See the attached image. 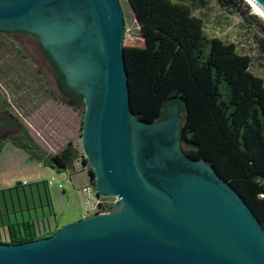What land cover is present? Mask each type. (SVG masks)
<instances>
[{
  "label": "water",
  "instance_id": "95a60500",
  "mask_svg": "<svg viewBox=\"0 0 264 264\" xmlns=\"http://www.w3.org/2000/svg\"><path fill=\"white\" fill-rule=\"evenodd\" d=\"M250 1L264 13V0ZM0 32L37 37L68 90L80 89L92 186L119 200L52 237L0 243V264H264V226L254 211L184 152L180 104L153 124L134 114L119 0H0ZM9 132L19 134L12 127L1 140Z\"/></svg>",
  "mask_w": 264,
  "mask_h": 264
},
{
  "label": "trees",
  "instance_id": "16d2710c",
  "mask_svg": "<svg viewBox=\"0 0 264 264\" xmlns=\"http://www.w3.org/2000/svg\"><path fill=\"white\" fill-rule=\"evenodd\" d=\"M196 2L191 0L192 7L197 8ZM130 3L145 40L144 47H124L137 119L149 124L163 121L169 118L168 107L180 104L185 113L184 152L206 162L230 182L264 226V80L251 71L252 58L240 54L233 43L210 38L188 4L173 0ZM13 48L25 58L14 43ZM61 82L65 85L63 75ZM75 100L83 104L81 95ZM5 110L0 95V113ZM13 125L20 135L7 140L32 160L60 170H72L79 160L88 165L74 144L51 155L35 143L15 116ZM58 229L41 235L34 220L27 219L10 225L9 242L0 243L28 244L52 237Z\"/></svg>",
  "mask_w": 264,
  "mask_h": 264
},
{
  "label": "rangeland",
  "instance_id": "374dc122",
  "mask_svg": "<svg viewBox=\"0 0 264 264\" xmlns=\"http://www.w3.org/2000/svg\"><path fill=\"white\" fill-rule=\"evenodd\" d=\"M173 1L192 7L191 0ZM119 2L125 20L124 47H144L145 40L130 0ZM195 4L197 8L192 7V10L202 19L206 34L233 43L240 54L251 57V71L264 80V19L252 5L247 0H205L204 4L197 0ZM13 43L21 50L24 59L13 48ZM52 64L32 36L0 32V95L7 110L27 127L43 150L42 144H50L51 149L59 152L63 148L60 136L68 141L75 133L77 141L70 142L74 141L83 154L81 136L85 104L76 108L69 96L61 92ZM19 135L9 132L6 138ZM56 135L58 140L50 142ZM0 149L1 242L8 243L9 226L23 220L42 221L38 227L41 234L54 222L59 224V231L77 219H84L86 201L80 192L81 180L76 174L32 160L30 154L12 141H3ZM78 162L83 164L82 160ZM84 167L91 170L89 164ZM82 168L77 167L76 171ZM71 176L73 181H70ZM48 180H54V185L49 187ZM60 184L66 188V193Z\"/></svg>",
  "mask_w": 264,
  "mask_h": 264
},
{
  "label": "crops",
  "instance_id": "0c3cea01",
  "mask_svg": "<svg viewBox=\"0 0 264 264\" xmlns=\"http://www.w3.org/2000/svg\"><path fill=\"white\" fill-rule=\"evenodd\" d=\"M70 111H71V109H70ZM73 111V110H72ZM70 138H72V139H70ZM69 139H68V141H64L63 140V136H60V141L62 142V147L63 148H60V151L59 152H56V150L55 149H51L49 146H50V144H42L41 146L47 151V152H49L50 154H58V153H60L66 146H68L70 143H72V144H74L76 147H77V144L75 143L77 140H76V135H75V133H73V135H72V137H70ZM54 140H58V138H57V135L56 136H52V139H50L49 141L50 142H53L54 143ZM71 140H74V141H72V142H70ZM57 142H59V141H57ZM60 143V142H59ZM56 144V143H55ZM77 167H83L81 170H77L76 171V168ZM73 170L74 171H76V172H73L72 170L71 171H68L70 174H76L75 176H77V178H80V180H81V183H82V185H81V187L82 188H84V187H88V186H91L92 185V178H91V176H90V173H89V171L84 167V165L82 164H80L79 162H76L75 163V165H74V168H73ZM84 175V176H83ZM70 181H73V178H72V176L70 177ZM49 182H50V180H48V186L50 187V186H53L54 185V183L52 184V185H49ZM61 185V184H60ZM82 188H80V192H81V189ZM63 192L64 193H66L67 192V190H66V188H63ZM82 194V193H81ZM83 195V194H82ZM83 197H84V195H83ZM84 199H85V197H84ZM80 220H82V219H77V220H75V221H80ZM42 222V221H41ZM40 221H38V220H34V224H35V228H36V230H37V232H38V227H39V224L41 223ZM57 227H59V224L57 223V222H54V223H52V225H51V228L48 230V231H45V232H43V233H41V235L42 234H44V233H46V232H49V231H53V230H56L57 229Z\"/></svg>",
  "mask_w": 264,
  "mask_h": 264
},
{
  "label": "built area",
  "instance_id": "2783aa9c",
  "mask_svg": "<svg viewBox=\"0 0 264 264\" xmlns=\"http://www.w3.org/2000/svg\"><path fill=\"white\" fill-rule=\"evenodd\" d=\"M54 180L49 182V185H52ZM62 189V185H60ZM81 193L85 197L86 201V212L84 214V219L90 218L97 214L107 213L109 208L119 202L118 198L113 197L111 199H106L104 197H98L94 187L88 186L81 189Z\"/></svg>",
  "mask_w": 264,
  "mask_h": 264
},
{
  "label": "flooded vegetation",
  "instance_id": "af4514ba",
  "mask_svg": "<svg viewBox=\"0 0 264 264\" xmlns=\"http://www.w3.org/2000/svg\"><path fill=\"white\" fill-rule=\"evenodd\" d=\"M4 33V32H3ZM13 33H19V34H27V33H23V32H12ZM30 36H32L33 38H35L39 44V47L41 49V53H43L45 55L46 58H49V56L47 55V53L42 49L41 47V43L39 41V39L31 34H29ZM53 65V64H52ZM53 67L55 68V71L57 73V84L59 89L61 90V92H63L64 94H66L67 96H69V98L72 100L73 104L75 105L74 107H78L79 105H77L75 98L80 95V89H73V90H68L66 84L63 85L61 82V77H62V73L59 72V70H57V68L53 65ZM169 108V107H168ZM168 111V109H167ZM166 111V113H167ZM14 123V115L8 111L5 110L3 112L0 113V137H1V132H3L6 129H10V128H14L15 126L13 125ZM2 138H0V145L2 144V141H8L6 138L4 140H1Z\"/></svg>",
  "mask_w": 264,
  "mask_h": 264
},
{
  "label": "bare ground",
  "instance_id": "6f19581e",
  "mask_svg": "<svg viewBox=\"0 0 264 264\" xmlns=\"http://www.w3.org/2000/svg\"><path fill=\"white\" fill-rule=\"evenodd\" d=\"M247 1L252 5L255 12L264 19V13L255 4H253L250 0H247Z\"/></svg>",
  "mask_w": 264,
  "mask_h": 264
}]
</instances>
